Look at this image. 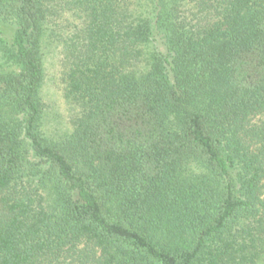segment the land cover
Returning a JSON list of instances; mask_svg holds the SVG:
<instances>
[{
	"label": "trees",
	"instance_id": "16d2710c",
	"mask_svg": "<svg viewBox=\"0 0 264 264\" xmlns=\"http://www.w3.org/2000/svg\"><path fill=\"white\" fill-rule=\"evenodd\" d=\"M0 264H264V0H0Z\"/></svg>",
	"mask_w": 264,
	"mask_h": 264
},
{
	"label": "rangeland",
	"instance_id": "374dc122",
	"mask_svg": "<svg viewBox=\"0 0 264 264\" xmlns=\"http://www.w3.org/2000/svg\"><path fill=\"white\" fill-rule=\"evenodd\" d=\"M53 55L49 54L47 59V82L44 87V98L47 103L46 128L57 132L67 127V123L71 118L72 109L67 104L59 79L57 77V68L52 59Z\"/></svg>",
	"mask_w": 264,
	"mask_h": 264
}]
</instances>
